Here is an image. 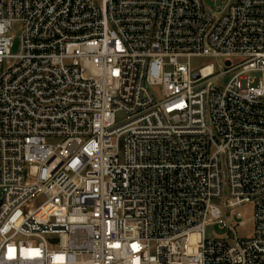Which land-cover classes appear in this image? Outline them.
Here are the masks:
<instances>
[{"label": "built area", "instance_id": "built-area-1", "mask_svg": "<svg viewBox=\"0 0 264 264\" xmlns=\"http://www.w3.org/2000/svg\"><path fill=\"white\" fill-rule=\"evenodd\" d=\"M223 2L0 0V264H264V0Z\"/></svg>", "mask_w": 264, "mask_h": 264}, {"label": "rangeland", "instance_id": "rangeland-1", "mask_svg": "<svg viewBox=\"0 0 264 264\" xmlns=\"http://www.w3.org/2000/svg\"><path fill=\"white\" fill-rule=\"evenodd\" d=\"M205 2L207 6L212 9H217L225 4L223 0H205ZM226 60H227L226 58L217 59L215 57H210V56H205V57L199 56V57H193L191 61H192V67L194 69H198L199 67L207 65L209 63H214L218 67L220 65V61L225 63ZM231 60L233 63H235L238 61V58L234 57ZM154 92L157 93L159 97H162V93L160 89H154ZM239 210L242 212L245 219L249 218L252 215L251 204H247L242 208H240ZM252 228H253V223L249 221L245 226L235 227V232L239 237L250 236L252 232ZM206 234L208 238H217V237L228 238V236L231 235L230 236L231 239H234L233 233L229 232L227 228L220 227L218 224L208 225L206 228ZM230 242L232 241L230 240Z\"/></svg>", "mask_w": 264, "mask_h": 264}, {"label": "water", "instance_id": "water-1", "mask_svg": "<svg viewBox=\"0 0 264 264\" xmlns=\"http://www.w3.org/2000/svg\"><path fill=\"white\" fill-rule=\"evenodd\" d=\"M194 76L197 78V77H199V74L198 73H195Z\"/></svg>", "mask_w": 264, "mask_h": 264}]
</instances>
